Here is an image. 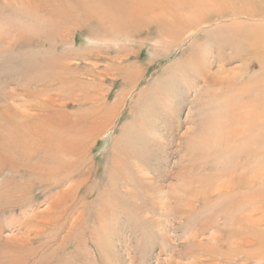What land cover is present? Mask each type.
<instances>
[{"label": "rangeland", "instance_id": "374dc122", "mask_svg": "<svg viewBox=\"0 0 264 264\" xmlns=\"http://www.w3.org/2000/svg\"><path fill=\"white\" fill-rule=\"evenodd\" d=\"M134 1L138 9H141V3L145 7H153L154 10L176 8L185 16L197 15V19L201 10L200 16L205 18V24L197 29L198 22H191L193 31L197 30L195 33L185 32L179 41L187 42L173 54L171 53L174 48L171 45L161 53H156V44L153 41H144L145 43L137 48L139 58L137 61L131 58V63L137 62L136 65L142 71L135 83L129 86V90L123 87L121 80L116 82L110 79L104 85V94L101 98L109 109H114L116 112L111 123L106 122L108 115L99 118V122L93 123L92 118L99 114L93 105L87 103L93 92L86 82V86L83 83V89L77 85L78 83H73L75 79H80L78 74L83 73V67L73 71L79 73L67 87L64 88L57 83L60 90L63 88L66 90L63 92V97L68 98L64 101L67 108L63 111L53 108L50 113L53 115L57 111V117L56 114L53 117H56L59 123L69 119L70 123L64 125V128L66 131L70 130L73 138H76L65 137L61 139L62 142L75 140L74 144H80L79 129L86 123L90 124L89 126L99 125L97 130L99 133L89 139L90 143L85 145L86 147L83 146V149H86L84 158L77 161V157L81 156L80 151H77L74 157L73 155L67 157L68 163L59 167V172L72 174V179L66 181L68 184L65 182V187L71 185L74 189L61 195L62 197L52 199L58 200L61 208L57 215L45 217L50 220L49 222L47 221L46 224L30 222L31 225L34 224L39 228V234L26 232L27 230L19 226V223L22 219H28L26 218L28 214L24 212L29 211V208L36 213L46 211L48 207L46 198L53 193L52 187L57 183L54 182L57 177L56 171L53 176L29 181L32 176L31 170L22 166V161L30 159L32 155L34 159L32 163L39 161L41 157L37 149L22 156V153L13 156L12 160L6 159L17 165L20 164L21 168L0 173V264H159L158 257L163 246L167 247L165 253L159 257L161 263L175 251L201 252L202 249H210L229 254L223 257L226 264H264V186L259 191L260 195L255 192L254 197L257 198L250 203L247 202L246 207L245 205L234 207L233 199L236 198L228 195L225 190L229 185L231 169L234 168L237 160L233 159L232 155L229 156L228 151H223L222 143L219 141L221 135H218V129L226 117V108L219 106L221 103L223 105L232 103L234 93L228 90L222 95L219 104L214 98L204 104V98L210 95V91L195 93L191 78L186 74L183 78L179 74L180 66L190 55L186 50L191 44L201 47L204 43H213L215 51L219 53H225L235 47L239 50L244 49L247 48L246 45L250 46L253 52L257 48H263L264 42L263 45H259L255 37H251L248 32H261L264 40V21L229 19L234 11L231 0H221V8L218 7V12L214 14L209 9L208 0ZM248 1L251 2L250 8H254L252 4H255L260 8V12L263 11L264 0ZM71 2L74 4H67L68 10L59 7L58 11H52L54 7L52 13L48 12L55 17L67 18L72 27V30L65 33V36L71 35L67 38L69 45H63L59 44L60 40L64 42L66 40L58 34L54 35L51 42L38 37L53 20L47 18L45 21V15L39 12L38 16L45 19L41 22V18L36 19L33 11L30 10L29 14V9L26 8L28 0H0V99H3L6 92L15 90L16 95L22 92L19 96L25 101L24 88L27 83L29 86L26 90L31 91L36 88L38 76L41 79L50 78L46 62L56 55L68 54L72 51L82 55L91 48L108 45L97 46L87 37L91 33L96 34L97 31L103 30L105 25L102 20L116 21V17L126 5L124 0ZM234 5L237 14L240 13L250 19L258 16L240 11L244 6L238 2ZM63 6L65 7V4ZM130 9L132 11L133 6L125 7L127 11ZM260 16L264 18V14ZM152 18L153 16L149 17ZM119 20H123L122 16ZM107 32L113 38H117L116 40H124L125 35H132V32L117 33L118 31L108 29ZM115 45L114 43L107 47L114 48ZM110 56L104 52L103 58L109 59ZM207 56L210 59L212 57ZM233 56L237 57L238 54ZM204 57L206 58L205 55ZM262 58L264 61V57ZM255 61L257 60L251 59L252 64L248 71L251 75L257 71L252 66ZM198 63L201 66L207 65L202 58ZM224 64L225 72L230 74L229 77L239 75L234 74L235 69L239 66L243 67L239 59ZM174 65L178 67L173 68ZM24 69L25 72L27 71L25 74ZM245 75L246 73L243 72L241 82L247 85L249 82L245 80ZM28 78L32 79V85ZM84 79L89 80V78ZM25 80L27 83L24 82ZM252 85L251 82L250 86ZM122 92L125 95L123 99ZM100 94L98 91L94 92L97 97V100L94 98L96 102L99 101ZM49 95L53 98L56 96L53 92ZM106 96H108L107 100H105ZM197 96L201 101L194 103ZM73 97H79L80 102H72ZM262 97L254 98L261 100ZM21 99L16 100V103L26 105L20 102L23 101ZM262 102L261 111H264V100ZM1 107H5V104L0 102ZM87 119H91L93 124L88 123ZM2 120L0 115V129L5 126ZM27 124V128L24 125L23 129L21 127L22 131L14 129L0 131V141L6 138V141L10 140L12 144L14 143L9 151L3 148L6 141L0 143L1 157L7 158L10 154L15 155L19 152L18 146L20 148L21 144L18 141L19 137L25 144H31L29 148L38 142L39 139L32 133L31 123ZM28 137L34 141L29 140ZM244 146L247 145L242 143L239 149ZM261 147V154L257 155L255 151L251 160L253 163L249 164L251 170H255L256 165L260 166L258 171L264 175V140ZM132 148L138 149L136 160L140 166L131 167L129 172L126 171L129 173L130 181L122 185L120 181L114 180L110 169L115 159L125 157L128 159L134 152ZM253 176L255 174H247L246 177ZM27 181L29 188L26 195V189L20 190L18 186ZM50 188L51 191L48 192ZM58 190L57 192L61 191ZM107 195L110 198L106 201ZM179 198H184L181 205L175 203ZM22 200L26 201L23 205L20 204ZM13 238L19 240V243L18 241L14 243V246L18 243L17 248L13 247ZM25 238L28 242L25 248H22L19 244ZM8 246H12L14 250H9ZM176 261L184 264L192 262L185 259H176ZM164 263L163 261L162 264Z\"/></svg>", "mask_w": 264, "mask_h": 264}, {"label": "bare ground", "instance_id": "6f19581e", "mask_svg": "<svg viewBox=\"0 0 264 264\" xmlns=\"http://www.w3.org/2000/svg\"><path fill=\"white\" fill-rule=\"evenodd\" d=\"M65 1L64 0H28L26 8L29 9L28 11L29 14L31 10L33 11V14H36V19H40L42 17V16L41 17L38 16L40 12L41 14L45 15V18H46V20L44 19L45 21H47V18L49 20L51 19L53 20V21H50V25L48 26L47 29L46 27L44 28L45 31L43 29V34L38 35L39 38L41 39L43 38L46 41L51 42L53 41L52 39L54 38V35L58 34L59 37L66 40L64 42L59 39L60 40V42L58 41L59 44L69 45V43L67 42V38L70 37L71 35L65 36V33L69 32V30H72V27L68 19L62 16L55 17L51 14L52 11H58L57 9L59 7L61 9L68 10L66 7L67 4H70V5L74 4L73 2H71L73 0H65ZM231 2L234 7V11L233 13H231V16L229 19H232L235 21H245L249 19L251 22H258L260 20L264 21V18L260 16V14L261 15L264 14V9L262 12H260V8L256 7L255 4H252L254 8H250L249 3L251 2L248 0H241V1L231 0ZM237 2L244 6L243 9H240V11H245L247 13L250 12L255 15L258 14V16L250 19L248 17L241 15L240 13L237 14L235 5H234ZM124 3L126 4L125 7L128 5L133 6V10L131 11L130 9L129 11H127L125 10V7H124L123 8L124 10L120 11L119 16L116 17L117 18L116 21L102 20V23H104L105 25V26L101 25V26H104L102 28L103 30L101 32L97 31L96 34L91 33L87 37V39L94 42L97 46L99 44H108L106 45V47L91 48V50H89L85 54L83 53L82 55L77 54L72 51V53H68V54L65 53V54L56 55L54 57L51 56L52 58L50 60H47L46 62L48 66L47 73L50 76V78L41 79L40 76H38L36 79L37 83H36L35 90H31V91L28 89L26 90V87L29 86L26 80L28 79L30 80L31 77L24 81L27 83V86H25V88L21 86V88L25 89V92H24L25 101L24 99H21V97L19 96L21 91L19 92V95H16L15 90L6 92L5 96L4 97L2 96L3 99H0L1 100L0 102L5 104V107L0 108V115L3 118L2 121H4L5 123V126H3L0 129V131L4 132L5 130H10V129L22 131L21 127L22 129L24 126L27 128V125H28L27 123L30 122L32 125V129H33V132H32L33 135L39 139L37 143H34L29 148V145L31 144H25V142L22 141V139L19 137L18 141L21 143L20 144L21 149L18 146L19 152L15 153V155L10 154L7 158L0 156V173L6 170L16 171L19 168H21L20 164L17 165L16 163L14 162L12 163L11 161H8L6 159L12 160L13 156L20 155L21 153H22L21 154L22 156L26 152H29V153L34 152L35 149H37L41 157V158L39 157L40 158L39 161L37 162L35 161L32 163V161L34 160L32 157L33 155L30 156V159L22 161V166H26L29 168V170H31V174L33 177L30 176L31 178L29 181H31V179L41 180V178L42 179L45 178L44 176H53L55 174V171H56V176H57L56 180L54 179V182L57 181V183H55V185L52 187L54 189L52 191L53 193H51V195H49L46 198V202H48V205H47L48 207L46 211L42 213H36L35 210L33 209L31 210L29 208V211L24 212V214H28L26 215L27 217L25 216L28 219L26 220L22 219L23 221L21 220V223H19L20 224L19 226L27 230L26 232L39 234L40 232L39 228L37 226H34V224L31 225L30 222L37 223V224L39 223L46 224L47 221L49 222L50 220H48L45 217H48V216L51 217V215L54 216L59 213L60 208H61L59 205H61V203L58 200L54 201L52 199H54L55 197H60L64 193H68L72 191L74 189V186L69 185L65 187L66 186L65 184L66 183L68 184V182L66 181L71 180L73 176L72 174H68L64 172L61 173L59 172L58 169L64 163H68L67 157L69 155L71 156L73 155L72 157H74L75 155L74 153H76L77 151H80V155H81L80 157H77L78 158L77 161H79L81 158H84L86 149L85 148L83 149V146L86 147L87 144L90 143L89 139L93 138L95 134L99 133L97 131L100 127L99 125L89 126L90 124L86 123L85 126L82 125L79 129L80 131L78 134V138H80V144H74L73 142L75 140H72L69 142H62L61 140L62 138H65V137L73 138L72 132L70 130L66 131V129L64 128L65 127L64 125L66 124L68 125L70 123L69 119H65L63 123H59L57 122L58 120L56 118L57 111L55 113L56 115L53 114L56 117H53L50 111H52L53 108L59 109L60 111L61 110L63 111L67 108L64 101L68 98L64 99L63 92L66 91L64 90V88L67 87L72 82L71 80H73L79 73V72H73V71H76V69L83 67L82 69L83 73L81 74L82 76L78 74L80 79H75L73 83H78L77 85H79L81 89H83L84 87L83 83L86 82L87 86L88 85L90 86L91 92H93L91 96H89L90 98H88V101H87L88 104L93 105L95 107L94 109H96L99 112L97 116L92 118L93 123L99 122L98 121L99 118H103L107 115L108 117L106 118V122L111 123V121L115 118L116 112L114 109L113 110L109 109L107 107V104L104 102L103 98H101L102 95L104 94L103 93L104 85L107 82V80H110V79L116 80V82L121 80L123 87L126 90L127 89L129 90L130 88L129 86H131L132 83H135V80L139 77V74L142 71L141 68H138V66L136 65L137 62L131 63V58H135L136 61L139 58L136 52L137 48H139L140 45L144 44L145 43L144 41H153L156 44V50H155L156 53H161L162 50H165L171 45L174 48V50L171 53L173 54L178 48L185 45V43L187 42L186 41L184 43H180L179 40L185 32L188 33L190 31H193L192 29L193 25L191 24V22L192 23L198 22L196 24L198 25L197 29H199L200 26L205 24L204 23L205 18L200 16L201 10L199 12L200 18L198 17L197 19V15L185 16V14H182V12L179 10H176V8H173V9L164 8V9L154 10L153 7L151 6L145 7L141 3L140 5L141 9L140 8L138 9L137 4L135 3L134 0H124ZM208 3H209V9L211 13L213 14L218 12L217 11L218 7L221 8L222 6L221 0H208ZM54 4L56 5L54 6ZM63 4H65V7L63 6ZM54 7L55 9L52 10V8ZM49 11H51V13H48ZM157 13H161L162 15L161 14L157 15ZM121 16L123 19L122 21L119 20ZM150 16H153V18L149 19ZM40 20L41 22L44 21L43 18H41ZM107 29L111 31L112 30L118 31L117 33L132 32V35L131 36L125 35L124 40H116L117 38H113V36L107 32ZM188 29H191V30H188ZM195 31H193V33H195ZM248 34L251 37L252 36L255 37L256 39L255 41L259 45L261 44L263 45L264 40L261 37L262 35L261 32H258V31L248 32ZM152 35H154L155 37ZM113 41H116V42H113ZM114 43L116 44L114 48L107 47L109 45H113ZM246 46L247 48L240 49V50L237 47H235L234 49L228 48L232 52H228L229 50H227V52L225 53H219L215 51L213 43H209V44L204 43L201 47H195L194 44H191L186 50L187 54H190V55L187 56V59L180 66V72H179V74H181L183 78L185 77L184 76L185 74L191 78L194 88H195V93L201 94L202 92L210 91V95L207 98L206 97L204 98V104H206L210 100L212 101L213 98L216 101V103L219 104L222 98V95L225 94L228 90H232V92L234 93L232 103L226 104V105L225 104L223 105V103H221V105L219 106L221 108H226V117L224 119V122L218 129V132H219L218 135H221L219 138V141L222 143L223 151L225 152L228 151L229 156L232 155V158L237 160L236 165L234 166L233 169H231V174L229 176L230 178L228 180L229 185L227 188H225L228 195L230 194L234 198H236V199H233L235 203V204L233 203L234 207L237 205L238 207L244 206V205H245L244 207H246V204L250 203L251 200H254L257 198V197H254L255 192L260 195L259 191H261V188L264 186V175L263 173H260L261 171H258L260 166L256 165V169L251 170L250 168L251 164H249V163H253L251 162V160H252V155L255 154V151H257L256 153L257 155L261 154L260 150H262L261 146H263V140H264L263 139L264 138L263 137L264 135V128H263L264 111H261L263 110L262 101L264 100V98L262 97L264 96V61L262 58L264 57V47L263 48L260 47V49L257 48V50L253 52L252 50H250V46L248 45ZM103 51L111 55L109 59L103 58L104 56ZM153 54H154V51H153ZM234 54L235 55L238 54V56L241 55V57L240 56L239 58L238 56L232 57V55ZM204 55L206 56V58L204 57ZM207 55H211L212 56L211 59ZM225 56H227L228 59H221ZM256 56L258 57V59H256ZM201 58L202 60L207 62V65L205 64L206 66H201L198 63V60H201ZM252 58L257 60L255 61V64L252 65L254 68L257 69V71L256 73L251 75L248 71L250 68V64H252L251 62ZM238 59H239V62L243 64V67L239 66L235 69L234 74H239V75H235L234 77H229L230 74H227V72H225L224 62H229V61L233 62L234 60H238ZM41 62H42V59H41ZM43 63H44V60H43ZM28 66L30 67L29 64ZM176 67H178V65L177 66L174 65L173 68H176ZM215 68L216 70L214 71ZM26 72L24 69V74ZM236 72H239V73H236ZM243 72L246 73L245 80H248L249 82L247 85L246 83L241 82V80L243 79V76H241ZM37 74L38 73H36V75ZM84 78H89V80L87 81ZM31 80L30 82L32 85L33 81ZM251 82L253 84L252 87L250 86ZM57 83H59L60 85L64 87L63 90L62 89L60 90V88L58 87L59 85ZM86 83H85V86H86ZM243 83L244 85H242ZM141 90H143V88ZM97 91L101 93L100 99L98 102L94 100V98H96L97 100V97L94 95V92H97ZM51 92L55 93L57 98L56 96L55 98L51 97L49 95ZM21 95H22V92H21ZM124 96L125 95L122 92L121 98L123 99ZM255 96L256 97L261 96L262 99L259 100L257 98H254ZM19 99L23 100L20 102H24L26 105L23 106L21 103H16V100H19ZM107 99H108V96L105 97V100ZM199 99L200 98H198L197 96L194 99V103H197V101L200 102L201 100ZM79 100H80L79 97H73V100L71 99V101L74 103H79L80 102ZM87 120H88L87 121L88 123L89 122L92 123L91 119L90 120L87 119ZM84 127L85 129H83ZM73 139H76V138H73ZM6 140L7 139L5 138L1 140L0 143L5 142ZM29 140H32V139L29 138ZM215 140H214V144L216 141H218V140L216 141ZM242 143L243 144L245 143V145L247 146H244L239 149ZM13 144L10 140L6 141L3 147L4 150L7 149L9 151L10 146ZM246 147L247 149H245ZM132 150L134 152L129 155L130 157L128 159H126V157L124 159H115L110 169V172L114 180L120 181L122 185H126L129 183L130 177L128 176L129 174L128 172L130 171L131 167L136 168L140 166V163L136 160L138 149L134 150V148H132ZM38 152H37V155H38ZM38 171H41V173H39ZM247 174H255V176H253L252 178H249V177H246ZM59 181H63V182H59ZM19 185L20 186L18 187L21 188L20 190L26 189L25 194L27 195L28 193L27 189L29 188V182L27 181ZM15 186H16V183H15ZM12 188L16 190L14 187ZM58 189H60L61 191L57 192ZM47 191L48 192L51 191V188L48 189ZM194 191H197V190H194ZM129 195H132V194L129 193ZM19 197L21 198V196ZM105 197H106V201L107 199L109 200L110 198L109 195ZM67 199H68V196H67ZM183 199L179 198V200L177 199L175 203L181 205L182 204L181 202L183 201ZM24 202L26 201L22 200L20 204L23 205L25 204ZM3 210L5 211V209H2V211ZM103 213H105V211ZM55 221L53 222L55 223ZM13 222H16V221H13ZM13 224L15 226V223ZM201 228L202 227H200V229ZM164 233L165 232H163V236H164ZM209 240L211 239L209 238ZM15 241H18L19 243V240L14 239L13 247H16L18 245L17 243V245L14 246L16 244ZM201 241H203V239H201ZM214 241L215 240L213 239V242ZM27 242H28V239L25 238L19 244V246H21L22 248H25V246L27 245ZM13 247L8 246L7 248L9 250H12ZM166 247L165 246L162 247L159 253V257L165 253ZM224 255H229V254H225L222 251L221 253H219L218 250L214 251L210 249H202L201 252L200 251H196V252L195 251L193 252L184 251L182 253V252L175 251L169 254L168 259L163 260V261L165 262L164 264H184V263L177 262L176 259H183V260L185 259V260L192 261L191 263L189 262L187 264H226L223 258ZM159 257H158V262L159 264H162L163 261L161 263V260Z\"/></svg>", "mask_w": 264, "mask_h": 264}]
</instances>
